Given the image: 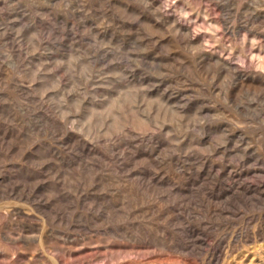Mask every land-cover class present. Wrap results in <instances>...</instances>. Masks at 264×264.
I'll return each instance as SVG.
<instances>
[{
  "label": "rangeland",
  "instance_id": "obj_1",
  "mask_svg": "<svg viewBox=\"0 0 264 264\" xmlns=\"http://www.w3.org/2000/svg\"><path fill=\"white\" fill-rule=\"evenodd\" d=\"M0 124V264H264V0H0Z\"/></svg>",
  "mask_w": 264,
  "mask_h": 264
},
{
  "label": "bare ground",
  "instance_id": "obj_2",
  "mask_svg": "<svg viewBox=\"0 0 264 264\" xmlns=\"http://www.w3.org/2000/svg\"><path fill=\"white\" fill-rule=\"evenodd\" d=\"M1 125V124H0ZM3 126V125H2ZM2 128V127H1ZM4 129V128H3ZM2 129V130H3ZM10 130V129H9ZM13 132V131H12ZM3 133V132H2ZM8 133H9V131H8ZM3 135V134H2ZM2 135H0L1 137H0V139L1 138H3V136ZM5 136V135H4ZM3 139H5V138H3ZM3 141V140H2ZM1 141V142H2ZM6 176H8V175H6ZM10 176V175H9ZM13 178V177H12ZM14 179V178H13ZM4 180H6V178H2V179H0V183L2 182V181H4ZM9 181V180H8ZM10 181H12L11 179H10ZM13 182V181H12ZM2 183H4V182H2ZM9 183V182H8ZM8 183H5V185H8ZM14 183H16V181L14 182ZM10 184V183H9ZM2 185V184H1ZM4 185V186H5ZM12 185V183L10 184V186ZM4 186H3V188H4ZM8 189H2V188H0V196H6V197H8L7 195H14V196H16V194H17V191L19 192V190H16L17 188L16 187H14V186H12V187H7ZM20 195H22V194H20ZM18 196H19V193H18ZM11 197H13V196H11ZM13 211L14 212H16V213H19L20 212V209L18 208V207H16V206H14L13 207ZM10 227V226H9ZM9 229V228H8ZM10 232V231H9ZM7 233V232H6ZM12 234V233H11ZM17 234V233H16ZM4 235V234H3ZM8 236H9V234H8ZM13 236V235H12ZM10 237V236H9ZM15 238V237H14ZM1 255V254H0Z\"/></svg>",
  "mask_w": 264,
  "mask_h": 264
}]
</instances>
